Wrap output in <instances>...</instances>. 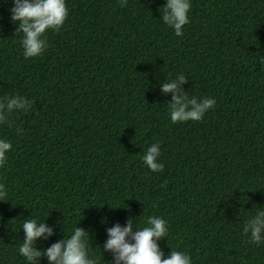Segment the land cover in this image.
I'll return each mask as SVG.
<instances>
[{
  "label": "trees",
  "instance_id": "16d2710c",
  "mask_svg": "<svg viewBox=\"0 0 264 264\" xmlns=\"http://www.w3.org/2000/svg\"><path fill=\"white\" fill-rule=\"evenodd\" d=\"M189 2L177 36L162 20L166 0H65L60 30L26 58L14 0H0V140L11 144L0 264H30L19 252L28 219L53 230L33 247L81 227L89 258L114 264L107 229L130 217L135 232L150 216L167 223L162 258L264 264V241L243 232L264 210V0ZM181 74L177 94L216 101L200 121H171L173 93L161 88ZM17 96L31 106L9 111ZM157 142L163 171L153 172L141 158Z\"/></svg>",
  "mask_w": 264,
  "mask_h": 264
},
{
  "label": "clouds",
  "instance_id": "9594fccd",
  "mask_svg": "<svg viewBox=\"0 0 264 264\" xmlns=\"http://www.w3.org/2000/svg\"><path fill=\"white\" fill-rule=\"evenodd\" d=\"M127 0H120L121 6ZM191 8L189 0H166L163 5L162 20L165 24L175 30L177 36H182V27L189 23L188 12ZM68 16V9L65 0H14V7L11 9V20L18 22L15 33L22 32V45L24 56H40L47 43L44 38L46 30L59 31ZM187 78L181 74L171 83L163 84L162 92H172V103L170 104L171 121L173 123L188 120L200 121L204 113L214 107L216 101L212 98H205L198 102L196 97L189 98L186 93L177 94L180 83ZM189 105L191 107H189ZM27 106H31V101L24 100L22 96L9 98L7 108L9 111L16 108L24 111ZM4 105L0 104V108ZM6 122L3 112H0V123ZM11 126V124H9ZM20 131V129H17ZM11 144L5 140H0V166L6 161L5 153L10 150ZM160 155L159 143L152 144L147 148L146 154L141 158L144 164L153 171H163V164L157 162ZM7 192L3 184H0V197H6ZM0 201H7L2 199ZM264 210L257 211L244 224V234L250 233V242L257 245L264 241ZM147 227L132 231L133 220L130 217L124 227L119 224L107 229L108 239L103 245L104 251L114 254V264H191L190 257L181 251H172L168 258H162L164 253L159 250L157 239L166 237L167 223L158 216L148 218ZM24 230L23 243L19 248L30 264H38V258L46 255L50 264H97L96 259L89 258L88 248L89 232L81 227H75L70 238L53 243L46 249L33 247L34 241L44 234L52 235V228L44 223L37 224V220H25L22 226ZM131 237V241L126 239ZM155 238V239H154ZM99 248V247H98Z\"/></svg>",
  "mask_w": 264,
  "mask_h": 264
}]
</instances>
